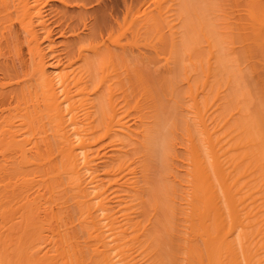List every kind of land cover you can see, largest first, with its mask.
Segmentation results:
<instances>
[{
  "label": "bare ground",
  "instance_id": "1",
  "mask_svg": "<svg viewBox=\"0 0 264 264\" xmlns=\"http://www.w3.org/2000/svg\"><path fill=\"white\" fill-rule=\"evenodd\" d=\"M88 1L0 0V264H264L263 0Z\"/></svg>",
  "mask_w": 264,
  "mask_h": 264
},
{
  "label": "rangeland",
  "instance_id": "2",
  "mask_svg": "<svg viewBox=\"0 0 264 264\" xmlns=\"http://www.w3.org/2000/svg\"><path fill=\"white\" fill-rule=\"evenodd\" d=\"M247 1L248 0H243V7H245V8H242V0H236V2H235V0H193L192 4L194 5V7L192 8V11L203 10L204 12L210 13L213 17H215L217 19H220L221 16L230 15V14L235 12V16H236L235 19L237 21V22H235V24L236 23L239 24L238 22L240 20L237 19L239 12H240L239 18L241 16L243 18H245L247 16V15L245 16V13L247 11L246 7L248 5H252L251 1H253V0H249L250 1L249 3H247ZM255 1H257L258 3L264 2V0H263V2H262V0H259L260 2L258 0H254L253 1L254 4H256ZM170 2H171L170 0H89L87 3V6L90 7L91 11L95 12V14L99 13L98 16H102L104 18L105 21L103 22L104 23L103 27L106 26V27H104L105 29L107 28L110 30V28H111V30L115 29V31H116L117 26H118V29H119L120 25H122L124 28V27L129 25L128 23L130 21L132 22V20H130L129 18L131 17V15H132L131 13H133L134 10L139 9L140 11H143L147 7L148 8V9H146L147 12H153L154 10H155L154 12H156L157 5L160 4L162 6H165ZM209 4H211L212 7H205L206 5L210 6ZM241 8L246 9V10L242 11ZM242 12H245V13H242ZM102 14H104V15H102ZM242 17H241L242 24H241V22L239 24V25H241V27L239 29V27H237L236 26L237 24H236L235 26L239 30L237 28H235L236 29L235 31H240V30L242 31V30L246 29L245 27H248L246 25V23H245V27H244V23H243L244 19ZM245 20H246V18H245ZM133 22L136 23L135 21H133ZM133 22H132L131 26L134 25ZM245 22H247V24H248L249 19ZM81 25L82 24H80L79 26L81 27ZM112 25H113L114 29H113ZM242 28H244V29H242ZM128 31L126 30L123 32V35H125L124 36L125 38H129V37H127L130 33ZM124 37H122V38L125 39ZM141 47H144V46L141 45Z\"/></svg>",
  "mask_w": 264,
  "mask_h": 264
}]
</instances>
